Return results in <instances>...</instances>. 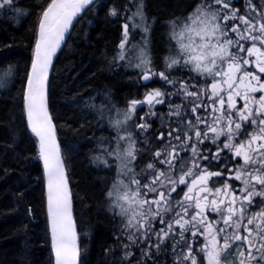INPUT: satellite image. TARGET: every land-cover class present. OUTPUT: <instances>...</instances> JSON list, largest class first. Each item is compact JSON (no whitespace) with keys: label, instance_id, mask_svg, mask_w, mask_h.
<instances>
[{"label":"snow or ice","instance_id":"snow-or-ice-1","mask_svg":"<svg viewBox=\"0 0 264 264\" xmlns=\"http://www.w3.org/2000/svg\"><path fill=\"white\" fill-rule=\"evenodd\" d=\"M91 4L93 0H50L44 7L35 58L26 80L27 120L39 138L47 173L55 264H78L79 248L71 217V193L47 107L48 72L73 20ZM12 6L13 0H0V9ZM249 8L245 15L232 0H201L178 26L173 22L176 51L166 59V69L187 70L192 74L187 80L155 72L143 48L128 57L130 66L140 69L142 80L158 76L175 84L178 94L191 98V106L183 112L181 105L170 110L168 115L178 118L177 126L167 131V139L164 132L157 134L156 139L164 143L139 171L136 160L143 150L137 148L131 132L118 136L111 151L104 149L105 155L117 162V180L107 193L110 210L121 218L129 239L148 242L145 255L151 249L159 252L168 242L174 264H264V9L257 10L251 0ZM142 9L140 0L129 20L137 16L143 19ZM111 14L117 15L116 10ZM122 33L118 58L125 60L128 23L123 24ZM196 78L206 83L198 86ZM164 96L157 88L147 91L143 99H132L117 125L127 123L137 107L144 105L149 109L146 115H155L151 109L164 103ZM133 127L146 132L151 125L145 122ZM221 137L224 140L217 143ZM205 140L216 145L214 152L197 146ZM120 141H125L126 147L121 148ZM224 150L239 162L230 166L226 161L214 169L212 161L219 164ZM180 151L191 153L189 166L182 164L173 175ZM208 152H212L211 158L205 154ZM95 159L105 167L112 166L106 158ZM204 160L209 163L202 165ZM157 163L166 168L157 167ZM223 168L231 175L226 176ZM229 179L239 185L230 184ZM180 185L185 187L173 199L172 193ZM157 221L162 227H156Z\"/></svg>","mask_w":264,"mask_h":264},{"label":"trees","instance_id":"trees-1","mask_svg":"<svg viewBox=\"0 0 264 264\" xmlns=\"http://www.w3.org/2000/svg\"><path fill=\"white\" fill-rule=\"evenodd\" d=\"M49 2L13 0L11 8L0 9V78L9 76L6 89L0 92V264H54L39 143L28 128L23 106L39 21ZM142 2L143 16L153 26L151 51L159 61L168 48L166 25L168 28V23L186 17L201 0ZM139 3H93L73 27L49 80V108L73 198L80 264H155L154 249L144 254L147 241L131 242L123 227V232L116 233L117 218L106 199L113 185L112 171L90 161L95 153L102 152L98 144L103 146L104 133L98 128L99 117L120 115L125 99L134 94L133 80L140 73L132 72L126 59L118 58L122 51L118 45L123 40V24L133 27L139 23V16L129 20ZM135 33L137 36L139 31ZM151 85H143L141 91ZM91 110L94 112L90 114ZM164 127L152 130L157 135ZM154 145L155 141L146 142L150 151ZM221 170L230 175L226 168Z\"/></svg>","mask_w":264,"mask_h":264},{"label":"rangeland","instance_id":"rangeland-1","mask_svg":"<svg viewBox=\"0 0 264 264\" xmlns=\"http://www.w3.org/2000/svg\"><path fill=\"white\" fill-rule=\"evenodd\" d=\"M235 2H238L237 8L240 10V14L247 15L251 11V9L249 8V0H232V3L234 5H235ZM251 3H252V5L256 6L257 10L264 9V0H251ZM234 7H236V6H234ZM251 14H252V16H256V12H252ZM184 18L177 19L175 21H172V22L168 23V28H167V25H166V29L168 31V35H167L168 48L166 49L165 54L166 53L167 54H166V56L164 54L163 58L159 59L160 65H158V67L155 66V63L158 60L154 59L153 53L151 51V41H150L151 35H150V31L152 29V25H151L150 21H148V19H146L143 16V19H141L139 17V23L137 25H135V26L133 25L134 28L132 27V25L130 23H128L129 24L128 42H127V44L125 46V49L123 50L127 54L126 55V61L128 62V57H133V54H139V50L141 48H143L147 52L148 56L150 57L151 66H152V68H153V70L155 72L165 71L166 75H168L170 79L174 78L175 80H179V78H183L184 79V77L189 78L192 74L188 73L187 70H185V69H181L179 67H174L171 70H167L166 69V59L168 57L174 55L175 51H176V44H175L174 39L172 38L173 22H175V24L178 26ZM135 30L139 31L137 36H136ZM169 44L172 45L171 51H170V47H169L170 45ZM134 62L135 61H134V58H133V63ZM128 64H129V62H128ZM129 66H130V64H129ZM130 67H131L130 69L132 70V72L138 71L140 73L138 75L137 79L133 80V84L135 86L134 89H133L134 94L132 95L131 98H126L125 99V103L122 106L123 109H122V107L120 108V112H121L120 115H116V116L114 115L113 118H110L111 116H107V115L106 116L101 115L99 117L100 122H98V124H99L100 127L98 126V128L103 129V133H104V135L101 137V142L103 143V146L98 144L99 150L102 149V152H101V154L95 153L93 158H91V160H90L93 166H95V164L98 163V164L102 165L101 166L102 169L108 170L109 172L112 171V173L110 172V176H112L111 177L112 180H110V183H113V184L117 180V168H116V163L117 162L114 161L111 157H107L105 155V153H104V149L107 148L109 151H111L112 148L115 147V145L117 144L118 136L125 135L127 132H131L132 133V137H133V139L136 140V146H137L138 140H141V138L143 136V129L135 128V127H133V125L136 124V123H144V121L146 119L149 121V120H152L154 118V115H146V113L149 112L148 106H146L145 110L142 111V112L138 111V109H137L135 114L132 116V119L129 120L127 123H120L119 125H117V121H122L123 120V113L128 109L129 101L132 100V99H143L144 94L147 91H150L149 89L144 90V92L141 91L142 88L145 87V86H143V85H145L144 83L148 84V86L152 83V85L150 87H153V89L161 88L160 90L162 92H164L166 89L161 87V85H164L166 87L167 86H172L173 87V84H168L164 80L160 79L158 76H153L151 80L143 82L142 79H141L140 69L136 68L134 66H130ZM175 71H177L179 77L173 76V75H176V74H174ZM8 77L9 76H7L5 74V75H2V77L0 78V92L4 91L6 89V87L8 85V80H7ZM262 78H264V77H262ZM196 79H197V81L200 80V78H196ZM154 85L156 86V88L154 87ZM153 89H151V90H153ZM176 90H177V86L175 85L173 92L176 91ZM259 95L260 94L257 93V96H259ZM155 107H156V105L151 109V111L154 112V113L156 112ZM93 112L94 111L91 110L90 114L93 113ZM140 115H143V117L145 119V120H143V122L140 121ZM133 118H135V119H133ZM162 118H164V120L160 121V123H163L161 125L165 126L166 128H168V123L170 121L169 118L167 119L164 114L162 115ZM111 129L114 130V133H112L113 130L111 131ZM220 140L223 141L224 137H221ZM119 143H120L121 148L126 147V142L125 141H120ZM95 145H97V144H95ZM137 148L139 149V144H138ZM98 156L101 157V158L108 159L109 163L112 166L111 167H105L100 161L95 159ZM138 156L140 157V154L137 155V160H136L137 171H139ZM112 186H110V189L107 190L106 194L112 189ZM106 199H107V202L109 204L108 206L110 207V203L111 202H110L108 197ZM112 212L115 215V212L113 210H112ZM115 216L117 218V220H115V231H116V233H119V231L123 232V230H121V228H122V220H121V218L119 216H117V215H115ZM127 236H128V239H129V233L128 232H127ZM129 240L131 242H137V241H140L141 239H135L134 238V239H129Z\"/></svg>","mask_w":264,"mask_h":264},{"label":"flooded vegetation","instance_id":"flooded-vegetation-1","mask_svg":"<svg viewBox=\"0 0 264 264\" xmlns=\"http://www.w3.org/2000/svg\"><path fill=\"white\" fill-rule=\"evenodd\" d=\"M234 3V2H233ZM235 4H237V2H235ZM237 8V7H236ZM170 45V44H169ZM170 47V51H171V47L172 45L169 46ZM166 51V50H165ZM167 54V53H166ZM165 54V56H166ZM164 56V55H163ZM163 58V57H162ZM158 65H160L159 61H156L155 66L158 67ZM173 76H177L179 77L177 71L174 72ZM174 79V78H173ZM187 77L183 78H179V80H187ZM206 83L203 80H199L198 81V86L199 84H204ZM146 85V83H144ZM157 85V84H156ZM154 87L156 88V86L154 85ZM161 87H163L164 89H166L164 91L165 96L163 97L164 103L162 104H157L155 109V115L154 118L152 120H145L144 123H148L151 125V127L145 132L143 129V136L141 138V140H138V144H139V149H142L143 151L140 154V157L138 156V167L140 169V167L146 165L149 161L153 160V156H152V152H154L155 150L159 149L160 146L162 145V143H164V141H159L156 139V133L152 130L153 127L155 128H159L161 127L163 123H160V121L164 120V118H162V115L164 114L166 116V118H169V123H168V128L164 127L161 128L160 132H164L165 133V139H167V131L171 128V127H176L177 126V120L178 118L175 116H169L168 113L170 112V110H175V106L176 105H181V111L183 112L184 109L189 108L191 105L189 103V100L191 98L186 99L182 94H178L177 90L173 92L175 84H173L172 86H164L161 85ZM150 91L151 89H153V87H149L148 88ZM161 89V88H158ZM170 89V90H169ZM168 93H172V95H168ZM145 107H143L141 110H139L140 112L144 111ZM143 115H140V117ZM141 122H143V120H140ZM155 141V145H154V149L152 151H150L149 148H146V142H154ZM222 142V140L217 141V143ZM173 143H178L177 141H173ZM137 144V147H138ZM200 149H205V148H211L212 151L214 152L216 150V145L215 144H211L209 141L205 140L204 144H198L197 145ZM179 150V149H178ZM209 156V158H211L212 156V152H208L205 153ZM221 159L220 161H227L228 159L232 160L231 154L228 153L227 150H224L223 152H221ZM191 159V153L187 152V151H180V157L175 161L176 164V172L173 173V175H176V173H178L181 170V166L183 164V167H188L189 166V161ZM229 163L230 166L234 165L235 163H238L239 161H227ZM202 165H206L209 163L208 160H204L201 161ZM225 164V162L221 163V165ZM212 165L213 168L214 166H217V162L216 161H212ZM157 167L164 169L166 168V165H162L157 163ZM220 167V166H219ZM228 170V168H226ZM231 175V174H230ZM213 180H221V179H216V177L213 178ZM230 184L233 183V181L231 179H229L228 181ZM238 183V181H237ZM237 185V184H234ZM239 185V183H238ZM185 186L184 185H180L177 188V191L172 193V198L176 199L177 198V194L181 192V189H183ZM170 215V214H169ZM167 219V216L165 217ZM156 227H162V225L159 224V222H156ZM145 241V240H140V242ZM146 242V241H145ZM146 244H143V246H145ZM194 247H198V244L194 243ZM145 248V247H144ZM173 252L171 251V248L168 245V242H165V244H163L161 246V250L159 252H157L154 249L153 252V256L155 258V264H174L173 262ZM142 262H146V256H142Z\"/></svg>","mask_w":264,"mask_h":264},{"label":"water","instance_id":"water-1","mask_svg":"<svg viewBox=\"0 0 264 264\" xmlns=\"http://www.w3.org/2000/svg\"><path fill=\"white\" fill-rule=\"evenodd\" d=\"M97 1V0H93V3ZM92 5V4H91ZM89 5L87 8H85L72 22L70 28L68 29V31L65 33V36H64V39L63 41L61 42L60 44V47L57 49V51L55 52L54 56L52 57V63H51V66H50V69H49V72H48V80H47V107H48V112L51 116V113H50V108H49V80H50V77H51V74H52V71H53V68H54V64H55V61L57 59V56L58 54L60 53V51L62 50V48L64 47L66 41L68 40L70 34H71V31L73 29V27L75 26L76 22L82 17V15L85 13V11L91 6ZM39 39V26H38V33H37V40ZM35 51V49H34ZM34 52H33V58H32V62L34 60ZM32 64V63H31ZM30 71H31V67H30ZM30 71H29V74H30ZM25 94H26V91H25ZM145 106V105H144ZM143 107V106H142ZM142 107H137V109H140ZM24 111H25V117H26V121H27V125H28V128L30 129L31 131V128L29 126V123H28V120H27V110H26V100L24 99ZM51 120H52V124L54 125V129H55V141H56V144L58 145V148H59V153H60V156H61V159L63 161V165H64V169H65V175H66V178H67V184H68V188L70 190V185H69V181H68V177H67V172H66V167H65V159H64V156H63V153H62V150H61V146H60V143H59V138H58V134H57V130H56V127H55V124H54V121L52 119V116H51ZM32 132V131H31ZM33 133V132H32ZM34 134V133H33ZM35 135V134H34ZM35 137L37 138L39 144H40V141H39V138L35 135ZM40 159H41V163H42V168H43V171H44V174H45V181H46V194H47V213H48V220H49V229H50V237H51V247H52V251H53V256H54V264H55V253H54V249H53V245H52V235H51V217H50V214H49V210H48V187H47V173L45 171V168H44V163H43V159L40 155ZM70 193H71V190H70ZM73 198H72V194H71V217H72V220L75 224V230H76V234H77V245H78V248H79V259H80V245H79V237H78V231H77V227H76V223H75V219H74V211H73ZM79 264V262H78Z\"/></svg>","mask_w":264,"mask_h":264},{"label":"bare ground","instance_id":"bare-ground-1","mask_svg":"<svg viewBox=\"0 0 264 264\" xmlns=\"http://www.w3.org/2000/svg\"><path fill=\"white\" fill-rule=\"evenodd\" d=\"M7 12V11H6ZM9 16V15H8ZM13 18V17H12ZM139 26V25H138ZM143 27V26H142ZM153 27V26H152ZM144 33V32H143ZM133 34V33H132ZM142 34V33H141ZM146 34V33H145ZM133 39V38H132ZM139 40V39H138ZM24 101V100H23ZM24 106V105H23ZM133 119H135V118H133Z\"/></svg>","mask_w":264,"mask_h":264}]
</instances>
